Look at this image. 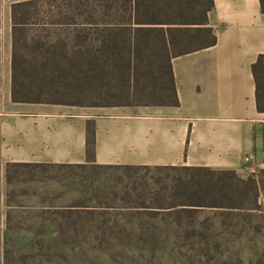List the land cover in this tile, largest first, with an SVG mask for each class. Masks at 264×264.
Masks as SVG:
<instances>
[{
  "label": "rangeland",
  "instance_id": "1",
  "mask_svg": "<svg viewBox=\"0 0 264 264\" xmlns=\"http://www.w3.org/2000/svg\"><path fill=\"white\" fill-rule=\"evenodd\" d=\"M10 56L0 2V107ZM250 178L0 161V264H264V172Z\"/></svg>",
  "mask_w": 264,
  "mask_h": 264
},
{
  "label": "crops",
  "instance_id": "2",
  "mask_svg": "<svg viewBox=\"0 0 264 264\" xmlns=\"http://www.w3.org/2000/svg\"><path fill=\"white\" fill-rule=\"evenodd\" d=\"M23 1L0 0L9 9ZM212 4L206 27L214 43L171 58L177 105L162 96L94 106L16 103L9 88L0 107V161L208 169L257 179L264 172V65H253L264 57V12L260 0ZM245 156L252 167L243 165Z\"/></svg>",
  "mask_w": 264,
  "mask_h": 264
},
{
  "label": "trees",
  "instance_id": "3",
  "mask_svg": "<svg viewBox=\"0 0 264 264\" xmlns=\"http://www.w3.org/2000/svg\"><path fill=\"white\" fill-rule=\"evenodd\" d=\"M212 6V0L14 3L10 6L11 101L94 106L162 96L163 103L177 105L171 58L214 43L206 27V14ZM260 6L264 12V0ZM257 65H264L263 56L254 68ZM85 98L92 99L90 104L77 103ZM92 142L89 133L88 158L92 157ZM187 170L242 181L233 172ZM251 177L250 183L257 189V180Z\"/></svg>",
  "mask_w": 264,
  "mask_h": 264
},
{
  "label": "built area",
  "instance_id": "4",
  "mask_svg": "<svg viewBox=\"0 0 264 264\" xmlns=\"http://www.w3.org/2000/svg\"><path fill=\"white\" fill-rule=\"evenodd\" d=\"M243 165L245 166H251L252 167V161L248 156L243 157L242 159Z\"/></svg>",
  "mask_w": 264,
  "mask_h": 264
}]
</instances>
